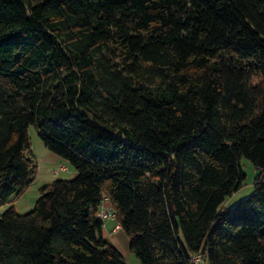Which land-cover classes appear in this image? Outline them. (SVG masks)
I'll use <instances>...</instances> for the list:
<instances>
[{"label":"trees","instance_id":"trees-1","mask_svg":"<svg viewBox=\"0 0 264 264\" xmlns=\"http://www.w3.org/2000/svg\"><path fill=\"white\" fill-rule=\"evenodd\" d=\"M31 124L76 175L0 212V264H125L104 197L140 264H264V0H0V206Z\"/></svg>","mask_w":264,"mask_h":264},{"label":"rangeland","instance_id":"rangeland-1","mask_svg":"<svg viewBox=\"0 0 264 264\" xmlns=\"http://www.w3.org/2000/svg\"><path fill=\"white\" fill-rule=\"evenodd\" d=\"M28 135H29V139L32 145L31 148L37 156V153H40L39 150L41 149V147H44V144L38 136L36 127L32 124L28 128ZM37 161H36L37 167L38 168L40 167L39 169H37V175L33 179L32 183L29 185L24 196L19 198L16 202L17 209L21 212L29 211L33 207L34 202L37 199V196L39 194L38 182L41 180L42 174H43L42 171H39V170L43 167V165L42 164L40 165L39 160ZM62 161H64L68 167L72 168V166L69 164V162L66 159H63ZM238 163L244 174V177L238 189L232 192L230 195H227L224 197V200L220 205L221 207H225V208L232 207L236 202L248 196L253 191V183L256 177V170L252 162L245 156H241L238 160ZM61 176H66V174L62 172L59 175L54 176V178L56 179ZM114 235L121 242H123V239L127 237V234L122 229H119L117 232H114ZM106 238L108 242L111 241L110 236H107ZM199 264H209V262L206 258H204L203 260L199 262Z\"/></svg>","mask_w":264,"mask_h":264},{"label":"crops","instance_id":"crops-1","mask_svg":"<svg viewBox=\"0 0 264 264\" xmlns=\"http://www.w3.org/2000/svg\"><path fill=\"white\" fill-rule=\"evenodd\" d=\"M31 150H32V148H31ZM39 151H40V153H37V156H36L35 152L32 150L36 161L39 160L40 165L41 164L43 165V167L39 170V171H42L43 174H42L41 180L38 182V187H40L43 184H46V183L53 181L55 179L54 176L59 175L62 172H64V174H66V176H61L58 178L67 179V178H73L76 175V172L73 168L68 167L66 165V163L64 161H62L63 159L61 157L50 152L45 146L41 147V149ZM59 165H65V169H62L56 173L53 172V169ZM39 168L37 167V169H39ZM36 175H37V172H36ZM27 189L28 188H26L18 196L12 195L9 198V201L7 204L0 206V212L4 208H6L8 205L12 204V205H14V207L18 213H25V212H21L17 209L16 202L19 198L24 196ZM113 225H114V220H112V219L103 220L102 227H101L102 238L108 242L106 237L110 236L111 241L108 243L114 245L115 247H117L119 249V251L123 254V257L125 259V264H140L138 258L134 255L132 250L129 248V244H128L129 243V237L128 236L125 237V239H123V242H121L114 235V232H117L120 228L117 230H114Z\"/></svg>","mask_w":264,"mask_h":264},{"label":"built area","instance_id":"built-area-1","mask_svg":"<svg viewBox=\"0 0 264 264\" xmlns=\"http://www.w3.org/2000/svg\"><path fill=\"white\" fill-rule=\"evenodd\" d=\"M65 169V165H59L57 168L53 169V172H58L59 170ZM96 216L100 219H112L114 220L113 229L117 230L120 228V224L115 220V213L109 203L107 197H104L98 205ZM204 259V254L202 252H194L189 258L190 264H199L201 260Z\"/></svg>","mask_w":264,"mask_h":264}]
</instances>
